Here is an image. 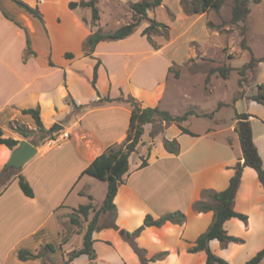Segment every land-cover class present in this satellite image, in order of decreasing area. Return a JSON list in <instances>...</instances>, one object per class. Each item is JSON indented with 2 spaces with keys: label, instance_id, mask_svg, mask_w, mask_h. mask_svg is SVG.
Instances as JSON below:
<instances>
[{
  "label": "crops",
  "instance_id": "crops-1",
  "mask_svg": "<svg viewBox=\"0 0 264 264\" xmlns=\"http://www.w3.org/2000/svg\"><path fill=\"white\" fill-rule=\"evenodd\" d=\"M164 7L162 4V9ZM4 10L0 7V126L6 136L21 140L22 137L13 130L11 123L18 121L34 127L32 116L22 112L23 109L31 107L40 108L41 117L44 110L55 116L61 109L60 103L70 94L66 90L69 82L68 71L63 63L52 60L50 55L48 58L43 57L38 50L33 38L32 24V20H38L19 9L21 19L5 11L19 21L21 27L7 18ZM152 12L153 17L158 19L156 11ZM209 12H204L200 16L184 13V36L192 30L197 20L202 19L198 17L208 15ZM148 13L151 15V11ZM252 13L253 8L250 16ZM27 33L35 54L28 55L24 60L27 53ZM132 36L134 33L125 39L101 41L96 46L93 55L102 62L99 69H106L111 75L113 89L112 94L101 97L118 98L122 94H131L144 106L163 105L170 67L174 60L166 56L164 52L166 45L154 46L140 34L143 38V49L133 48L125 53L110 51L113 58L104 57L107 56L104 47L129 42ZM257 48L259 50L261 48L262 51L258 52L253 48L255 55L263 57L264 46ZM119 63L126 72L123 77L118 78L115 70L120 67ZM143 64L147 70L140 73ZM210 70L207 72L206 80L210 76ZM136 76L139 77L136 79ZM259 84H264V61L249 69L247 85L251 93L247 95L255 93ZM122 85L125 86L124 90L121 89ZM153 95H156V104L146 105V100H150ZM247 95L236 100L235 108L240 113L251 114L253 139L264 163V104L249 99ZM131 109L128 103L114 100L74 110L67 120L70 125L66 129L70 132V137L54 144L37 146L38 153L18 169V172L12 167L6 168L5 162L10 159L12 149L0 145V163H5V168L0 171V264H51L45 257L21 260L18 251L27 249L36 252L42 245L53 243L56 249L50 252L48 257L59 262L64 255L82 246V234L74 233L73 229L67 234L69 216L82 204L92 202L95 207L101 206L95 204V197L91 191L92 185L96 184V178L83 174V171L108 146L125 140ZM55 118L56 123L45 126L47 128L62 126L61 116ZM235 123V119L228 122L220 120L214 128H208L206 131L192 130L198 134L197 136L183 133L178 127L179 132L172 138H177L180 142V152L174 154L165 151L162 149V141L161 150L153 148L149 165L141 169H138V166L145 154L139 153V160L131 164L130 175L119 187L115 199L117 212L114 223L110 226L100 223L94 232L98 263L109 264L111 258L118 257L121 264H141L139 255L128 243L126 233L133 232L142 225L147 214L158 217L169 211L181 210L187 215L186 222L176 224L168 221L160 227L147 226L136 238V242L151 254L168 253L166 258L156 260L152 264H176L174 258H178L182 253L185 259L189 258L184 264H192L194 259H199L205 264V252L190 253L188 248L210 225L213 212L195 211L193 203L202 197L204 189L221 191L229 185L234 174V166L242 157V149L240 152L235 147L237 140L240 143L235 132ZM229 130L235 135L228 136L226 133ZM222 133V136H218ZM144 140L146 141L145 137ZM146 144L149 143L146 141ZM19 174L24 175L30 182L34 189L33 197L25 195L20 188ZM87 176L90 177L86 178ZM103 183L102 200L107 192V183L104 181ZM235 209L247 214L248 221L255 224L254 231L249 237L256 240L264 231V187L257 172L251 167L244 169L236 195ZM242 223L244 222L240 219L232 218L227 221L226 226L232 235L244 237L246 241V236L234 229L235 225ZM115 226L114 231L112 227ZM117 229L119 235L116 234ZM254 242L256 241H252L251 244L246 242L247 244L240 248L247 252L249 258L264 247L253 246ZM216 243L218 242L212 241L211 247ZM234 244L236 243L229 245ZM99 245L109 253L108 256L101 254ZM88 263V257L81 255L72 264ZM177 264L183 263L180 261Z\"/></svg>",
  "mask_w": 264,
  "mask_h": 264
},
{
  "label": "rangeland",
  "instance_id": "rangeland-1",
  "mask_svg": "<svg viewBox=\"0 0 264 264\" xmlns=\"http://www.w3.org/2000/svg\"><path fill=\"white\" fill-rule=\"evenodd\" d=\"M23 1L32 7H39L43 20H32L34 27V42L43 57L48 58L50 55L52 60L63 63L67 67L69 82L66 90H68L70 94L67 96V99H63L60 103L61 109L55 116L48 114L47 110H44L42 114L44 124L47 127L56 123L55 117L61 116L62 122L60 123L62 126H57L60 129L54 133V138H45V140H43L42 134L38 132L35 126L30 127L26 124L33 132L27 137L23 138L22 136V139L35 140L39 142L40 145H45L47 143L54 144L52 141L53 139L60 137L62 132L68 131L66 128L70 124L67 123V120L71 113H73L74 110H80L86 106L92 107L95 100H98L99 96L92 86L94 65L97 59L87 56L84 48L86 38L92 31L96 30L97 27L93 26L91 23V8L81 6L75 9L69 8L70 1L79 0ZM136 1L139 0H99V25L103 31H114L122 24L131 21L133 14L131 4ZM233 1L234 0H226L219 11L211 10L208 15L198 17L202 19L197 20L192 30L189 33H185L184 36V13H186V11L184 10L181 0H165L162 3L165 5L163 9L162 5H160L156 9L150 10L151 15L148 13L150 19H156L162 22L163 26L151 29L149 33L143 34L144 29L150 24L149 20H144L136 30L139 33L135 31L134 36L128 40L129 42L115 43V45L111 47H104V51L107 53V56L104 57L108 59L113 58V56L110 55V51L125 53L133 48H138L139 50L143 49V38L140 37V34L145 36L148 41L151 39L150 42L154 46L161 47L166 45L164 51L166 56L172 57L174 60L170 67L167 89L163 96L164 99L162 100L164 104L159 107L167 109L176 115L184 113L189 108H195L199 112L206 113L214 111L215 116L213 118L192 115L190 119L185 122V125L195 132H203L208 128H214L215 124L219 123L220 120L223 122L234 120L236 108L235 103L233 105V100L236 97H244L247 93H251V89L247 85L249 70H247L246 80L242 84L239 83L241 78L239 70L244 64L250 61L252 54L256 56L253 48L255 51L259 52L262 50L261 48L259 50L257 47L264 46V0H262L263 2L261 1L262 3L260 4L254 2L250 3L251 11L253 8V13L251 16L249 15L247 20V45L250 47L251 51L249 49H243L241 46L242 24H234L231 21ZM0 7L21 19L17 6L11 0H0ZM152 11H156L158 19L153 17L154 14ZM201 14L189 15L200 16ZM84 18L88 20V23L84 21ZM67 53H72L74 56L69 58L66 56ZM116 59L119 60L120 57H116ZM119 65L120 67L115 70L118 78L119 76L123 77L126 72V69L122 67L121 63H119ZM221 66H230L232 68L229 72V77L226 79L218 72L212 74L210 72L211 81H207V72L212 68ZM146 70L147 67L143 64L140 68V73ZM200 73H203V75H200ZM187 74L192 75L189 76ZM138 77L139 76H136V79ZM122 83L124 82L122 81ZM111 84V75H109L106 69L100 68L98 70L97 79V86L100 94H112L113 89L111 88ZM124 87L125 86L122 85L121 89L124 90ZM248 96L250 95H247V97ZM72 98H74L75 101H72ZM219 100H224V102H229V104L218 107L219 102H221ZM145 104L155 105L156 95H153L150 100H146ZM159 128H163L164 133L158 134L154 140L147 134L145 139L149 144L140 147V152H138L132 160L133 164L135 161L139 160L138 156H140V154H145L143 156L147 155L148 152L146 153V151L149 146H151L152 149L154 148L160 151V145L164 137L172 138L179 132V128L175 123L164 125L162 121H156L152 125H149L148 131H156ZM226 134H228V136L235 135L232 130H229ZM222 135L223 133L218 134V136ZM235 147L237 151L241 152L238 140ZM5 163H0V171L5 168ZM89 177L90 176H87L86 178ZM95 181L96 184L94 186L92 185L91 191L95 197V204L100 206L103 201L104 183L97 178ZM95 208L98 209V207ZM93 214L94 212L91 211L89 220L92 218ZM115 218L116 216L111 214L102 215L99 224L110 226L114 223ZM88 221H84L80 229L72 226L69 221V225H67V227H69L67 234H70V230L72 229L74 233L78 230V232L85 230ZM254 227L255 224H251L250 220H247L246 223L244 222L241 225H235V231L239 232L241 235L244 234L247 240L245 241L243 237L242 242L229 245L227 248H221L219 243H216L212 249L215 253L223 256L231 263L245 264V261L250 256L240 248L247 243L251 244L252 241H256L253 243V246L260 247L264 245V231L259 234L256 240L250 239L249 235L254 231ZM112 228L115 231L116 226ZM118 230L119 229L116 230L117 235H119ZM136 238H127L129 245L133 247L135 251L136 248L141 249L142 254L147 258H151L160 253L151 254L147 249L138 245ZM99 250L102 255H109L100 245ZM179 255L178 258H174V263L177 264L182 261L184 264V261H187V259L189 260V258L185 259L184 253ZM66 256L64 255L58 263H61ZM111 259L112 261L109 264H121L118 257H113ZM191 263L202 264L199 259H194ZM149 264H152V262ZM260 264H264V259Z\"/></svg>",
  "mask_w": 264,
  "mask_h": 264
},
{
  "label": "trees",
  "instance_id": "trees-1",
  "mask_svg": "<svg viewBox=\"0 0 264 264\" xmlns=\"http://www.w3.org/2000/svg\"><path fill=\"white\" fill-rule=\"evenodd\" d=\"M19 10L28 14L29 16L42 21L43 16L39 10V7H32L25 3L23 0H11ZM165 0H139L131 4L132 9V19L131 21L122 24L119 28L111 32H105L99 25L100 21V9L99 0H79L70 1L69 8L75 9L79 6L88 7L92 10L91 23L96 26L97 29L92 31L91 34L86 38L84 43L85 54L92 58L97 59L94 65V76L92 80V86L96 90L99 98L94 102V104H100L104 102L112 101H123L131 106V116L129 122V128L127 131V136L125 140L121 143H115L108 146L100 155H98L92 163H90L83 174L91 175L101 181L107 183V192L101 206L96 209L92 202L87 204H82L78 208H75L69 216V221L72 226L81 228L84 221L89 220L90 212L93 211L94 214L92 218L88 221L85 230L78 232L83 235L82 246L75 248L64 257L61 263L52 261L49 259L47 254L55 251L56 247L53 243H47L42 245L36 252H32L27 249H20L18 251V257L21 260L35 259L38 257H45V260L51 264H72L73 261L81 256L86 255L89 259L88 264H99L98 263V252L95 248V237L94 232L98 228L99 220L102 215L111 214L116 216L117 206L115 199L119 193V187L124 184L126 178L131 173V164L134 156L138 154L140 147L146 145L144 137L148 134L152 140L160 133H164L163 128H159L156 131H148V126L152 125L156 121H162L164 125H169L175 123L183 133H187L193 136H197L195 132L189 129L185 123L191 115H196L199 117H213L214 111L210 113L199 112L195 108H189L182 114H173L167 109L160 108L159 106H144L142 102L131 94H122L118 98H111L110 96L101 97L98 90L97 79H98V69L101 65V60L96 58L93 53L96 46L101 41H114L125 39L131 36L140 24L144 20H149L150 24L147 26L143 34L149 33L151 29H156L159 26H163V23L156 20L150 19L148 12L154 10ZM226 0H181L184 10L188 14H201L207 11H219L224 5ZM262 0H234L232 5V16L231 21L234 24H242L241 31V46L243 49H250L247 45V20L251 13L250 3H260ZM4 14L7 18L12 19L17 25L22 27V24L12 18L7 12ZM84 21L88 23V20L84 18ZM27 32V29H26ZM151 41V39H150ZM35 54L31 46V40L29 34L27 33V53L24 56V60L27 59L28 55ZM67 57L72 58L74 55L72 53H67ZM264 61V57H256L252 54L249 62L243 65L239 70L241 75L239 83L242 84L246 80L247 70L256 67L259 62ZM52 63V62H51ZM232 68L230 66H221L218 68H213L211 73L218 72L222 77L228 78L229 72ZM210 76H208L207 81ZM245 96V95H244ZM240 97H236L233 100V105L236 100ZM249 99L257 101L264 104V84H259L257 91L252 95L248 96ZM72 101H75L72 98ZM229 104V102L221 101L218 107ZM24 114H29L32 116L35 122L36 129L40 134H42V139L54 138V133L60 128L54 126L52 128H47L42 120L40 108H25L22 110ZM250 113H240L235 110L234 119L235 132L239 136L240 145L242 149V157L234 166V174L230 179L229 185L221 191H216L214 189H204L202 191V198L196 200L193 203V208L199 212H213V219L207 229L202 232L195 242L188 248V252L197 253L205 252L206 260L205 264H235L226 260L224 257L215 253L211 247L212 241H217L221 248H227L230 243L242 242V238L232 235L226 223L232 218H238L243 222H247L248 215L239 212L235 209L236 195L239 190L243 172L245 167L253 168L257 174L258 178L264 187V163L262 156L259 152L253 139L252 125L250 121ZM11 127L15 132H17L21 137H27L31 132L30 128L26 124L20 123L18 121H13ZM35 129V130H36ZM22 140V139H21ZM20 139L14 138L12 136H6L4 129L0 126V145H6L10 149H15L21 142ZM36 146L40 143L35 140H29ZM231 142V140H228ZM162 149L167 152L178 154L180 152L181 146L177 138L169 139L164 138ZM152 147H148V153L146 156L141 157V162L138 169L144 168L150 163ZM14 170L18 172V169ZM19 185L25 195L29 197L34 196V189L30 182L22 174H19ZM92 198V196H90ZM187 215L181 210H174L166 212L158 217H154L151 214H147L144 218L142 225L136 228L133 232H127L126 235L130 239H134L141 231L147 226H157L160 227L166 222H172L176 224H183L186 222ZM136 251L142 261V264H149L150 262L156 261L158 259H164L167 256V252H160L151 258H147L142 254V250L136 248ZM48 257V258H47ZM264 259V247L258 250L251 258H249L245 264H260Z\"/></svg>",
  "mask_w": 264,
  "mask_h": 264
},
{
  "label": "water",
  "instance_id": "water-1",
  "mask_svg": "<svg viewBox=\"0 0 264 264\" xmlns=\"http://www.w3.org/2000/svg\"><path fill=\"white\" fill-rule=\"evenodd\" d=\"M38 153V147L28 141L22 139L20 144L12 150L10 159L6 164V168H22L27 162H29Z\"/></svg>",
  "mask_w": 264,
  "mask_h": 264
},
{
  "label": "built area",
  "instance_id": "built-area-1",
  "mask_svg": "<svg viewBox=\"0 0 264 264\" xmlns=\"http://www.w3.org/2000/svg\"><path fill=\"white\" fill-rule=\"evenodd\" d=\"M70 137V132L69 131H64L60 134V137H56V139H53V142H57L60 140H64Z\"/></svg>",
  "mask_w": 264,
  "mask_h": 264
}]
</instances>
